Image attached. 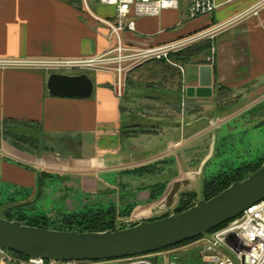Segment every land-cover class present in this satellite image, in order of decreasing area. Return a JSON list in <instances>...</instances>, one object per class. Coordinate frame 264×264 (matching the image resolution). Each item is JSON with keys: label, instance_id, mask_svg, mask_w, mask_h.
I'll return each mask as SVG.
<instances>
[{"label": "crops", "instance_id": "crops-1", "mask_svg": "<svg viewBox=\"0 0 264 264\" xmlns=\"http://www.w3.org/2000/svg\"><path fill=\"white\" fill-rule=\"evenodd\" d=\"M217 3L212 13L189 18L187 3L180 0L176 9L137 16L136 31L122 34L124 44L147 48L212 29L170 55L183 73L163 59L121 72L110 64L86 71L94 85L89 98H67L49 94L51 71L43 67L0 65V186L35 200L57 175L68 173L82 177L83 192L129 194L138 205L153 203L147 200L152 191L166 194L183 176L191 186L190 179L212 157L215 138L237 112L258 101L252 104V97L264 96V0ZM89 7L91 13L79 0H0V60L110 52L115 39L98 17L111 18L114 10L97 3ZM178 53L182 61L172 58ZM201 65L212 68V96L187 97L186 88L199 84ZM4 125L36 129L51 146L19 150L2 136ZM40 173L53 176L39 184ZM85 181L93 187H83Z\"/></svg>", "mask_w": 264, "mask_h": 264}, {"label": "water", "instance_id": "water-1", "mask_svg": "<svg viewBox=\"0 0 264 264\" xmlns=\"http://www.w3.org/2000/svg\"><path fill=\"white\" fill-rule=\"evenodd\" d=\"M53 96L89 98L93 81L86 72H51L46 83ZM187 97L212 96V68L201 65L198 86L186 88ZM186 180L173 183L164 197L170 207ZM264 199V162L242 180L209 199H200L182 212L133 226L104 231L58 230L22 224L0 217V246L28 257L55 260H113L152 253L203 235L239 216L245 209Z\"/></svg>", "mask_w": 264, "mask_h": 264}, {"label": "rangeland", "instance_id": "rangeland-1", "mask_svg": "<svg viewBox=\"0 0 264 264\" xmlns=\"http://www.w3.org/2000/svg\"><path fill=\"white\" fill-rule=\"evenodd\" d=\"M167 64L172 66L169 63ZM183 98L184 101H187L185 95ZM252 98V104L254 101H258L250 106L247 111L237 112L238 117H236V120L224 127L221 137L218 140L215 138L212 157L204 162L197 174L190 179L191 186H188V182L181 186L174 197V202L168 208L164 206L162 201L166 195L163 192L154 200L150 198L151 196L147 199L153 203H140L139 205L136 204V198H131L129 194L103 191L95 197L93 193L83 192L82 186L79 185V180L82 179L81 176L65 173L57 175L53 184L49 188L45 187L43 189L42 197L35 200H33V194L20 196L11 192L14 187L9 185L0 186L2 190L0 214L8 212L12 216H16L23 212L26 217H32L41 215L44 212L50 217L51 221H54L52 225L62 228L58 230L83 229L85 226L81 222H84L85 219L103 215V220H111L113 230H117L135 225L136 222L130 219V217H133L138 221V216H135V214L145 213L142 217L143 220L151 221L176 213V210L180 207H191L200 199H204L202 193L203 180H210L220 174L233 172H237L240 176L243 173L241 172L243 167L248 164H255L258 160L264 158V96ZM214 121L217 125L223 119H215ZM7 129H11L15 133L23 132L30 138L32 137V140L42 142V146L39 147L37 143L31 142V139L26 142L14 140L12 137L3 134ZM1 133L10 145L30 153L36 152L37 148H41L42 151L44 148L45 151L46 147L51 146L52 142L41 137L36 129H31L25 125H4ZM250 174L245 171L242 176L246 178ZM49 176L52 177L53 174L49 173ZM181 180L187 181L186 176H183ZM83 187L90 189L93 186L85 181ZM158 204L159 206H155ZM21 205H24V208H21ZM108 211L112 212V216L105 217ZM63 213L74 216L73 218L70 217L69 221L67 220L66 226H63V223L60 224L59 218ZM196 244L198 243L184 244L179 246V249H177L178 247L172 248V253L152 257V262L153 264H203L201 261L203 250Z\"/></svg>", "mask_w": 264, "mask_h": 264}, {"label": "built area", "instance_id": "built-area-1", "mask_svg": "<svg viewBox=\"0 0 264 264\" xmlns=\"http://www.w3.org/2000/svg\"><path fill=\"white\" fill-rule=\"evenodd\" d=\"M79 1L89 13H91L90 3L113 8L114 15L111 18L98 17V20L108 27L110 35L115 39V46L110 52L84 58L0 60V65L38 66L51 72L81 73L105 69L110 64H115L117 65L115 69L121 72L128 66L147 60L163 59L176 66L183 73V67L173 62L170 55L196 40L208 36L212 30L209 29L158 46L132 47L123 43L122 34L136 31L135 19L137 16L156 15L163 10L176 9L179 7L180 0ZM185 2L187 3L189 18L212 13L218 6L217 0H185ZM111 52L113 55L109 56L108 54ZM125 63L126 65H124ZM130 219L138 223L133 217ZM195 242L203 250L201 260L203 264H264V199L245 209L224 226L201 235L199 239L191 243ZM171 251H173L172 248L162 249L148 254L113 260H55L28 256L20 257L0 246V264H153L152 257L165 256L172 253Z\"/></svg>", "mask_w": 264, "mask_h": 264}, {"label": "trees", "instance_id": "trees-1", "mask_svg": "<svg viewBox=\"0 0 264 264\" xmlns=\"http://www.w3.org/2000/svg\"><path fill=\"white\" fill-rule=\"evenodd\" d=\"M182 54L183 53H178V54H173L172 55V58L176 59V60H180L182 61ZM196 54V53H194ZM184 60V59H183ZM3 134H6L10 137H12L14 140H20V141H30L33 142V143H37L40 146H42V142H40L39 140H32L33 138L27 136V134L23 133V132H12L11 129H7L5 131V133ZM264 161V158L263 159H260L258 160L255 164H248L246 165L245 167H243L241 169V172H245L247 171V173H252L254 172L255 170H257L261 164L263 163ZM240 176H238V173L237 172H233V173H229V174H220L216 177H213L211 178L210 180H203V183H202V193L204 195V199H209L211 198L212 196L216 195L217 193H219L220 191H222L223 189H225L226 187H228L232 182L236 181V180H242L245 178V176H242V174ZM49 176V174L47 173H40L39 175V178H38V181H39V184L42 183V179H44L45 176ZM163 191H159L157 193H154L153 191L151 192V199H155L157 196H160L162 194ZM2 192L0 191V196H1ZM41 194V191L38 193V195ZM24 206V205H23ZM22 205H21V208H24ZM189 207V206H188ZM188 207H180L176 210V212H182L186 209H188ZM23 213V212H22ZM20 214V215H16V216H12L11 213H8V212H5V213H2L0 214V217H3L5 219H8V220H18L20 221L22 224H25V225H30V226H37V227H42V228H50V229H62V228H58V226H54L52 225V223L54 221H51L50 220V217L48 215H46L44 212L41 214V215H36V216H32V217H26L23 214ZM108 214L105 215V217H110L112 216V212L111 211H108L107 212ZM167 216V215H165ZM165 216H162V217H165ZM70 217H74V216H70L68 215L67 213H63L62 216H60V224L63 223V226H66L67 224V220L69 221L70 220ZM103 215H96V216H93L89 219H85L84 222H81L82 225L85 226V228L83 229H73V230H78V231H104V230H107V229H113L112 226H111V220L110 221H105L103 220ZM160 217V218H162ZM157 219V218H156ZM155 220V219H154ZM227 222L215 227L214 229L210 230L209 232L215 230V229H218L222 226H224L225 224H227ZM72 229V228H71ZM201 237L198 236V237H195L193 239H190V240H187V241H184L182 243H179L177 245H173V246H170V247H167L165 249H171V248H175V247H179V246H182L184 244H188V243H191L197 239H199ZM164 249V250H165ZM162 250V249H161ZM14 254H16L17 256H20V257H24L25 255L23 254H20V253H15V252H12Z\"/></svg>", "mask_w": 264, "mask_h": 264}, {"label": "bare ground", "instance_id": "bare-ground-1", "mask_svg": "<svg viewBox=\"0 0 264 264\" xmlns=\"http://www.w3.org/2000/svg\"><path fill=\"white\" fill-rule=\"evenodd\" d=\"M135 216H138V215L135 214Z\"/></svg>", "mask_w": 264, "mask_h": 264}]
</instances>
